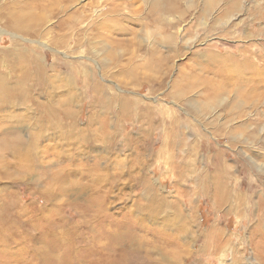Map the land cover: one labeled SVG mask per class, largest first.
I'll use <instances>...</instances> for the list:
<instances>
[{"label":"rangeland","instance_id":"374dc122","mask_svg":"<svg viewBox=\"0 0 264 264\" xmlns=\"http://www.w3.org/2000/svg\"><path fill=\"white\" fill-rule=\"evenodd\" d=\"M228 1L221 0L204 13L205 0H181L178 12L163 16L165 22L175 24L167 29L154 19L146 0H61L58 14L45 26L51 31L27 37L32 53L36 52L45 63L51 82V87L42 92L33 87L31 99L49 108L37 112L41 109L32 105L9 108L0 103V138L17 132L32 141L39 135L37 144L26 145L34 156V165L26 168L27 173L15 170L13 166L20 162L6 149L0 150V215L8 212L3 221L11 224V237L6 239L10 241L9 253L6 257L0 251V264H42L38 252L49 249L52 238L61 234L75 239L74 264L80 259L86 260L81 264H106L103 261L108 257H116L117 264H264V225L262 233L256 226L260 217L264 218V85L253 87V83L257 85L254 81L241 82L243 85L236 89L238 79L227 76L233 73V61L224 62L226 66L218 71L213 62L207 61L211 53L221 57L240 53L264 67V0H232L238 10L225 13ZM91 2L94 4L83 13L85 18L76 14L73 25L62 28L59 18H67ZM105 8L108 15L104 14ZM90 17L107 25V43L101 48L100 39L94 37L93 48L88 49L84 43L72 48L76 31L88 28L85 35L95 33L87 24ZM63 31L69 35L63 36L65 46L53 42ZM168 33L179 37L171 47L160 42ZM158 55L169 58L167 66H158L162 73L141 66ZM130 64L153 80L131 82L129 76L119 72L123 65ZM70 66L73 73L69 72ZM188 68L189 72L201 68L203 75L195 73L202 76L199 81L190 78L198 86L187 94L190 100L177 101L168 92L174 85H186L180 75ZM85 70L92 80L105 85L110 95L120 93L140 98L155 109H170L171 115L181 120L180 125L171 131L169 118L164 115V121L156 123L145 137L147 123L140 126L137 120L125 121L120 126L123 134L118 135L112 150L106 149L100 139L83 143L51 126L40 130L35 117L70 109L76 114L79 130L107 135L116 131L112 118H107L106 132L102 124L89 121L92 115L102 118L105 114L83 85ZM208 79L222 82L216 100L200 95ZM60 100L63 102L55 105ZM167 130L170 134L177 131L178 145L177 141L171 147L163 145ZM137 137L144 141L135 144ZM167 154L173 155L172 161L166 159ZM119 159L121 166H117ZM222 164L224 170L219 173L216 168ZM64 166L69 172L65 178L75 188L60 193L62 183H68L65 181L45 190L43 184L50 181L45 179L46 174ZM88 167L92 171H87ZM90 172L110 177H101L96 187L80 188L91 184ZM216 176L225 188L217 194L207 180ZM143 179L150 188L143 185ZM221 193L223 202L217 200ZM92 198L96 203L93 208L85 205V200ZM208 231L215 242L208 241ZM119 233L123 236V262L117 259L112 243L106 245ZM53 254L60 260L59 252Z\"/></svg>","mask_w":264,"mask_h":264},{"label":"bare ground","instance_id":"6f19581e","mask_svg":"<svg viewBox=\"0 0 264 264\" xmlns=\"http://www.w3.org/2000/svg\"><path fill=\"white\" fill-rule=\"evenodd\" d=\"M70 1H74V0H70ZM147 1L150 3V13L154 14L153 15L154 19L155 20L157 19L160 25L166 26V27L175 25V24H172L170 22L169 23L165 22L163 20V16L171 15L172 12H175V13L178 12L179 8H180V1L181 0H146V2ZM219 1H221V0H208V1L205 0V5H203L204 6L203 12L205 13L206 11L211 10ZM60 2H61V0H0V103L6 104L9 108L10 107L14 108L16 106H23L24 108H26L29 105H32L34 108L39 107L41 109L40 111L36 110L37 112H42L43 108H45L46 110L49 108L47 105L39 103L38 100H37V102H38L37 103L36 101H32V99H31V96H32L31 90L33 89V87H35V88L39 87L40 91L42 92L44 88H50L51 87V82H50L49 78H47V73H46L47 68H45V63L43 62V60H41V58L37 55L36 52H35V54L32 53V49L30 46H28L26 41H29L28 40L29 38H27V37H31V36L39 37V36H43L44 34H47L48 32L51 31V29L46 30L45 26L47 25V22L49 20L56 17V15L58 14ZM96 3H99V2H97V0H96ZM190 3H192V2H190ZM91 4L93 5L94 2L86 3V4L82 5L80 8L81 10L74 11L75 13L73 12L67 18H64V19L59 18V20H58L59 24L64 29L70 28L73 25V18L75 16L78 15V17H81V18L84 17L85 18V15L83 13L87 9V7L90 6ZM226 4H227V7H226V9H224L225 13H228L229 11H231L233 9L238 10V8H239V6H237V3L232 1V0H229ZM189 5H191V4H189ZM256 5L259 6V4H256ZM105 6H106V4H105ZM187 6H188V4H187ZM239 10H241V9H239ZM103 11H106L104 14L108 15V10L106 8ZM104 19L105 18H103V20ZM78 23L79 22H77V24ZM87 24H89V26L91 27L90 29L94 30L95 33L92 35L90 34L91 36L85 35L86 33L88 34V32H87L88 28L80 29V30L76 31L77 38H75L76 40L73 42L75 45L72 44V48H76L77 46H82L84 43V45H87L88 49H91V48H93V46L91 47V45H92L91 41L94 37L100 39L98 41V46H100L101 48H102L104 43H107L108 37L105 34V30H106L107 25L104 24V22H99V21L96 22L95 19L91 18ZM167 29H168V27H167ZM67 34H68L67 31H63L61 34H59V37L57 36V39H53V42L57 43L59 45L63 44V46H65L66 39H64V38L69 36V35L67 36ZM64 35H65V37L63 38ZM25 36H26V38H25ZM80 36H83V37H80ZM177 37L178 36H175L174 34L168 33L160 39L161 40L160 42L168 43L167 45H169L171 47V45L173 46L174 44H176L175 38H177ZM154 39H156V38L154 37ZM71 40H72V38H71ZM4 43H7V45H4ZM168 60H169V58L166 59L162 55L153 56L152 58H149L148 62L147 61L145 62L147 65L143 64L141 66L142 67L146 66L148 68L152 67V69L155 72L157 70L156 73H162V72H158L159 71L158 66L160 64H163V63L166 65ZM207 61H208V63H209V61H211V62H213V64H215V67H216L215 71H218V68L223 69L222 65L224 67L226 66V64H224V62L233 61V63H232L233 68L231 69L233 73L231 72L232 75H227V76H229L228 77L229 79L232 77H235L236 79H238L236 81V87H235L236 89L243 85V84H241V82L245 83V82H249V81H254L257 85H254V83H253V87H257L259 84L264 85V81H263L264 80L263 79L264 78V67L258 66L256 64L257 62H255V60H253L251 62L250 59H247L246 57L242 56L240 53L237 55H235V54L234 55H226L225 57H223V56L221 57V56H218L217 54L211 53L210 55H208ZM261 62H262V60H261ZM228 64H230V63H228ZM70 67H71L70 68L71 70H69V72L73 73L74 69L72 68V66H70ZM139 69L140 68L137 69L136 65H134V64L123 65L119 69V72L121 74L126 75L127 77L129 76L128 79L131 82H133L134 84H142L143 80H148V81L153 80L152 76L148 75L147 73L142 72V74H145V75H141V73L138 72ZM191 70L193 72L192 71L189 72L190 71V69H189L188 72L185 71V73L180 75L183 80H186V85L183 84V88H182V86H181V88L178 87L177 86L178 84H177V85L172 86V89L170 90V92H168L169 96H171L173 99H175L177 101H183V102H185V100H187V101L190 100V98L187 96V94L190 93V91H193L194 89H196L198 87L194 82L189 81V80H191L190 78L194 77L196 79V81H199V78H202V76L199 77L195 73H199V74L203 75V73H201V68H199L198 71H196L195 69H191ZM85 72H86V74L83 75V77H84L83 78V85L85 86V88L87 87L88 93H90L91 98L93 99V103L95 105L99 106L100 110L105 115H107V116L104 115L102 118H98L97 114H95V115H92L89 117V121H91V122L95 121L99 124H102V126H103L102 129L106 132L105 126L108 122L107 118L108 119L112 118V121L117 125L116 131L111 132L110 134L107 135V133H104V132L93 134V133H87L83 129L79 130L75 125L76 114L74 113L73 110H70V109L64 110L61 114H57L55 112L49 111V112L53 113L52 116H50L49 114H48L49 115L48 116L46 113H44V116H39L37 118L35 117L34 120L37 122V127L40 130H43V129L51 126L52 129H56V130L58 129L61 132H63L64 135H65V133L69 134L70 136L74 135L77 138V140H79L80 142H83V143H85V142L87 143L88 141H98V139H100L103 142H105L103 144L106 146V149L108 148V149L112 150L111 148H113L115 146V144H117L116 139H117L118 135L123 134V130H122V128H120V126L125 121L137 120L140 126H144L143 124L147 123L148 125L144 127L145 131L143 132V135L145 137H147L150 134L151 130L153 129V127L155 126L156 123L159 124L160 122L164 121V120H162L164 115H167V117L169 118V126L168 127H169V129L171 128V131L173 128H177V126L180 125L181 120L174 118L173 115H171V114H173L172 113L173 111H171L170 109L166 110L162 107L155 109L150 104L144 103L140 98L129 97V96H126V95L120 94V93H113L110 95L109 92H107L108 90H107V87L105 85L99 83L98 81L96 82V81L92 80L91 77H89L87 75V70H85ZM228 72H229V69H228ZM187 73H189V74H187ZM226 73H227V71H226ZM165 74H166V72L163 73V76ZM186 77L189 79H186ZM256 79H258V81H256ZM208 81H209V79H208ZM199 83H201V81ZM212 83H214V84H212ZM220 83H222V82L216 81V83H215V81L211 82V80H210L209 83L207 84V86L204 85V87H202L203 90L200 91V93H201L200 95H203L206 98H208V97H210L211 99L214 98V100H216L220 94L219 93L220 91L218 90V84H220ZM199 87L201 88V86H199ZM180 90H182V91L180 92ZM182 92H184V93H182ZM261 92H264V90ZM173 94H176V95H173ZM63 101L67 102V99H63ZM63 101L60 100L55 105L61 104ZM140 101H142V102H140ZM139 103H140V105H139ZM142 104H144V105H142ZM113 105H115L117 107V108H115L116 110H113ZM191 107H193V106H191ZM110 114L113 116L110 117L109 116ZM159 114H160V118L157 119V115H159ZM113 118H114V120H113ZM148 119L151 121L154 120L153 121L154 123H149ZM105 120H107V121H105ZM140 126L137 127L138 131L140 129ZM252 134L255 135V131ZM124 136H126V134H124ZM178 137L179 136H178L177 131L174 130L170 134V133H168V130H167V132L165 133V137L163 138L162 143L164 146H167V147L170 146L171 147L175 143V141H177L176 144L178 143ZM109 139H110V141H109ZM38 140H39L38 134L35 136V139L30 141V139H24L22 137V135H20V133L10 132L6 136L3 135L2 138H0V150L6 149L10 155H14L15 157L14 156L13 157L16 158L20 162V163L13 166L15 170L23 171L24 173H27L28 169H26V168L29 167L30 165H34L33 152L31 154V149H29V147H27V146L33 147L35 144H37ZM126 141L127 140H125V142ZM141 141H144V140L140 137L135 138V144L142 143ZM263 141H264V138H263ZM65 144L69 145L68 142H66ZM70 144H71V142H70ZM34 148H33V150H34ZM83 152H85V151H83ZM57 154H59V153H57ZM160 157H162V156H160ZM97 158L98 157H96V160H94V165L97 161ZM172 158H173L172 154L166 155V159L168 161H172ZM100 159L101 158H99V160H98V164L101 165ZM136 160L137 161H135V160L134 161H135V164L137 165L139 163V161H138V159H136ZM123 161H125V160H123ZM121 164H122V160L119 159V161H117V166L118 165L121 166ZM179 165L180 164H177V166H179ZM8 167H9V169L11 168L10 166H8ZM90 169L92 171V167H88L87 171H90ZM216 169H217V172L223 173L224 165L223 164L219 165L218 168H216ZM66 170H67V166H64L62 168L56 169L53 173L46 174L45 179L49 178L50 181L45 182L43 184L44 189L47 190V188L52 187L55 183L58 184V183H62L65 181H67L69 184L64 183L66 185L65 186L62 183L61 190H63V191L60 193L67 192V191L71 190L72 188H75L74 183L65 178L66 174L69 173ZM5 173H8L7 170L5 171ZM60 173L62 174V177L60 176L61 175ZM44 175L45 174H43V177H44ZM89 176L91 177L90 178L91 184H84V186H81L80 188L88 189V187H90V186L96 187V184L101 183V181H102L101 177L108 176V175L102 174V173L93 175L90 172ZM108 177H110V176H108ZM112 178L115 179L114 176H112ZM207 180L212 182V185L215 188L214 192L216 194L218 193V191L221 188L223 190H225V188L223 187V184H222V182L218 176L211 177V178L208 177ZM143 181H144L143 185H145L146 188H150L147 180L143 179ZM197 181L198 180L196 179V182ZM54 188H55V186H54ZM80 188L78 187V190ZM96 190H98V189H96ZM72 193H74V192H72ZM103 193H105V192H103ZM217 196H218L217 200H221L222 202L225 201V197H223L222 193L218 194ZM85 203H86L85 205H87L88 207L93 208L94 206H96L94 198L88 199V200L86 199ZM7 213L8 212H4V215H0V218H1L0 219V222H1L0 223V239H3L5 241V242L0 241V244L2 245L0 251L5 252L6 257H7V253H9L7 251V249L9 248L8 242H10L9 240H6V239L11 237V234L9 237L11 224H10V222L8 223V221L7 222L3 221V217H6ZM4 223H5V225H3ZM263 225H264V218L260 217L259 225L258 224L256 225V226H258L257 229H258L259 233H262L261 226L263 227ZM211 231H208L209 233L207 234V239H208V241L210 240L211 242H215L213 240V237H211V233H212ZM61 235L60 236L58 235L59 237L55 235L56 237L54 239L52 238V240L49 242V249L48 248H47V250L43 249L41 252H38V255H39V261L38 262H41L42 264H46V261H47V264H61L60 262H65L64 264H74L73 262L75 260L73 258L76 257V255H75L76 251H75L74 245H77L74 241L75 239H73L72 237L67 236V235H65L63 237ZM113 236L114 237L109 241V244L106 243V245H110L112 243L111 247L116 248L114 251H116V253H118V256L116 255L117 259L120 260V262H123L124 261L123 257H125V254H123V252H122L123 246H122L121 239L123 238V236L120 233L117 235H113ZM262 237H263V234L261 235L260 238H262ZM92 242L95 243L94 238L92 239ZM215 248L217 250V247H215ZM63 251H64V253H63ZM51 252H52V254H53V252H56V253L59 252L58 258H60V260L56 258V256H57L56 254L52 255ZM79 254H80V252H79ZM80 257H81V255H80ZM115 259H116V257L115 258L114 257H111V258L108 257V258H105L103 262H105L106 264H112V262L114 261L115 264H117L116 263L117 261ZM71 260H72V262H71ZM81 261H86V260L80 259L75 264H81V263H79ZM259 261L261 262V260H259ZM4 262H5V264H11L7 261H4ZM88 262L90 263V261H88Z\"/></svg>","mask_w":264,"mask_h":264}]
</instances>
